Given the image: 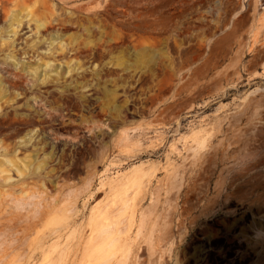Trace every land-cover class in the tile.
<instances>
[{
    "label": "rangeland",
    "instance_id": "374dc122",
    "mask_svg": "<svg viewBox=\"0 0 264 264\" xmlns=\"http://www.w3.org/2000/svg\"><path fill=\"white\" fill-rule=\"evenodd\" d=\"M1 43L0 264H264V0H0Z\"/></svg>",
    "mask_w": 264,
    "mask_h": 264
},
{
    "label": "bare ground",
    "instance_id": "6f19581e",
    "mask_svg": "<svg viewBox=\"0 0 264 264\" xmlns=\"http://www.w3.org/2000/svg\"><path fill=\"white\" fill-rule=\"evenodd\" d=\"M21 25L18 24L17 26H14L10 29V33L13 34V36L16 35V33L18 32V28L20 27ZM41 26H36V33L39 34L41 28ZM45 40H43V38H38L36 39V41L32 42L30 45H29V48L33 51V52H37L40 53L41 52V44L44 42ZM15 43V39L13 38L9 43H5V47L7 49H9V45L12 46V50H20V52H25L26 51V48L25 47H18V48H15V46L13 47ZM2 44L4 43H1L0 45V50H3V47H2ZM6 44H9V45H6ZM50 45H52V41L49 42ZM46 52H51V50L49 48H47ZM11 53V52H10ZM52 53V52H51ZM9 54V52H8ZM11 57L12 60L15 59V55L14 53H11L9 55ZM48 64V63H47ZM46 64V65H47ZM38 69V68H37ZM35 69L34 72H33V76H38V80L41 82H46L47 80H49L50 82H55L57 81V75L59 73H55V75H51L50 73H46V72H38V70ZM68 72V70H67ZM49 76V79H46V77ZM3 86V88H2ZM8 89L6 86H4V84L0 81V101L4 98L5 95H7L8 93ZM16 95H19V93H16ZM7 102V101H6ZM3 105H0V108L2 107ZM30 141V138H23V145L27 144L28 142ZM204 141L205 139L204 138H201L197 141V148H200L203 146L204 144ZM35 148V152L33 153L34 156H37L38 154V150H41L42 147H34ZM52 153H49L48 155L51 156ZM116 219H113L111 220V222H115ZM107 222V225L109 224V221H106ZM106 225H101L99 226V232L98 233H101L104 229ZM111 242V239L109 240H106L105 241H102V239H100L92 253V257H93V260L96 261L97 264H101L105 259H107V257H109V253L108 251L105 249V248H102L103 245L106 246V244L110 243Z\"/></svg>",
    "mask_w": 264,
    "mask_h": 264
},
{
    "label": "flooded vegetation",
    "instance_id": "af4514ba",
    "mask_svg": "<svg viewBox=\"0 0 264 264\" xmlns=\"http://www.w3.org/2000/svg\"><path fill=\"white\" fill-rule=\"evenodd\" d=\"M28 88H29V87H28ZM8 91H10V90L8 89ZM17 92H19V91H17ZM23 92H24V91H23ZM19 93H20V92H19ZM19 97L23 98V97H25V95H24V94H20ZM238 260H240V259H236V260L233 261V262H237Z\"/></svg>",
    "mask_w": 264,
    "mask_h": 264
}]
</instances>
